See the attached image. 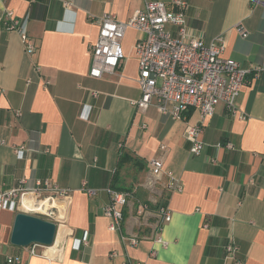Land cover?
Listing matches in <instances>:
<instances>
[{
  "label": "crops",
  "instance_id": "crops-1",
  "mask_svg": "<svg viewBox=\"0 0 264 264\" xmlns=\"http://www.w3.org/2000/svg\"><path fill=\"white\" fill-rule=\"evenodd\" d=\"M173 9L171 0H159ZM186 24L203 44L224 37L223 55L251 69L236 99L200 120L141 110L134 51L144 33L128 27L112 73L89 75L90 44L105 13L127 20L144 0H0L36 43L27 52L17 32L0 24V184L30 187L48 179L65 193H46L58 224L47 256L10 242L16 202L0 208V264H264V0H184ZM64 2H69L64 4ZM237 27L248 36L243 38ZM202 123L199 154L189 151L188 125ZM231 142L232 148L217 143ZM159 157L182 186L171 191L148 162ZM85 188L95 193L89 195ZM111 188L129 192L120 231L102 211ZM170 219L157 215L159 207ZM31 210V209H27ZM135 235L123 246L120 234ZM161 237L166 245L155 241ZM228 244L235 250L229 253Z\"/></svg>",
  "mask_w": 264,
  "mask_h": 264
},
{
  "label": "built area",
  "instance_id": "built-area-1",
  "mask_svg": "<svg viewBox=\"0 0 264 264\" xmlns=\"http://www.w3.org/2000/svg\"><path fill=\"white\" fill-rule=\"evenodd\" d=\"M171 5L173 9L167 8L165 3L159 0H144L143 7L125 21L117 19L111 13H105L98 18V37L89 48V75L99 78L103 74L114 72L120 66L123 57L121 40L125 30L131 27L144 33V37L137 39L134 44L138 66L137 82L141 91L140 97L132 101L136 108L145 110L150 105H155L159 112L176 119H184L185 113L192 108L197 110L200 120L203 121L213 114L217 104L223 103L232 114H236V99L247 82L251 69L223 55L225 45L222 34L215 36L206 45L190 32L186 24L187 3L184 0H171ZM0 24L5 30L18 33L25 51L36 50L35 41L28 36L20 19L12 10L0 8ZM237 30L241 37L248 36L243 27H237ZM261 71H264V62L255 67V76ZM201 132V122L186 127L185 136L190 142L189 151L192 154H199L204 147L200 139ZM217 145L232 148L229 141ZM148 165L155 178L160 179L164 175L167 177L163 183L167 189L182 190L179 180L173 177L170 171L163 169L161 158H151ZM85 191L89 195L95 193L92 188H85ZM106 191L110 195V202L103 206L102 211L111 219L108 228L120 231L123 218L121 206L125 204L129 192L111 188ZM51 192L65 193L58 190L48 179L36 180L30 187L22 182L15 186L0 184V208L8 202H16L20 207L26 196H34L36 201H39L46 193ZM28 211L47 218H50L52 212L50 207L47 211ZM157 215L166 221L170 219V212L163 206L158 208ZM56 226L58 231V224ZM120 240L123 246L138 244L135 235L126 236L121 233ZM155 241L166 245L161 237H157ZM53 244H29V253L47 256L46 250ZM235 249L233 244L226 246L229 253ZM5 261L6 264H22L17 255H7ZM123 264L142 262L126 257Z\"/></svg>",
  "mask_w": 264,
  "mask_h": 264
},
{
  "label": "water",
  "instance_id": "water-1",
  "mask_svg": "<svg viewBox=\"0 0 264 264\" xmlns=\"http://www.w3.org/2000/svg\"><path fill=\"white\" fill-rule=\"evenodd\" d=\"M57 231L56 223L46 216L19 209L15 214L10 242L16 246L32 243L51 245Z\"/></svg>",
  "mask_w": 264,
  "mask_h": 264
},
{
  "label": "bare ground",
  "instance_id": "bare-ground-1",
  "mask_svg": "<svg viewBox=\"0 0 264 264\" xmlns=\"http://www.w3.org/2000/svg\"><path fill=\"white\" fill-rule=\"evenodd\" d=\"M47 199H41L39 201H36L34 196H26L21 205L20 208L23 210L31 209V210H43L44 206L48 205Z\"/></svg>",
  "mask_w": 264,
  "mask_h": 264
}]
</instances>
